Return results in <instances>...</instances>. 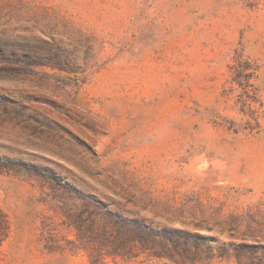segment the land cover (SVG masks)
<instances>
[{
    "label": "rangeland",
    "instance_id": "374dc122",
    "mask_svg": "<svg viewBox=\"0 0 264 264\" xmlns=\"http://www.w3.org/2000/svg\"><path fill=\"white\" fill-rule=\"evenodd\" d=\"M0 209V264H264V0H0Z\"/></svg>",
    "mask_w": 264,
    "mask_h": 264
},
{
    "label": "trees",
    "instance_id": "16d2710c",
    "mask_svg": "<svg viewBox=\"0 0 264 264\" xmlns=\"http://www.w3.org/2000/svg\"><path fill=\"white\" fill-rule=\"evenodd\" d=\"M233 73L234 75L232 80L235 81L241 88L239 98L242 102L243 107L253 112L255 103L258 101L256 88L252 81V78L255 76V67L253 63L249 59L239 58L236 65L233 66ZM44 169L47 171L45 174L48 175V177L53 180L56 179V176L55 174H53L51 169ZM66 185V188L71 186L68 183H66ZM89 198L93 200V197ZM90 202L94 204V201L90 200ZM97 203L101 205L100 207L105 209L104 214L108 219L106 223V226L108 228H111L114 231H132L134 233L133 239H138L142 246L147 245L148 243L154 244L157 239H160V237H162V239L164 240L171 241L176 245H179L180 241L186 242L192 239L195 242H200L201 240L200 236L198 235H189L185 232L172 230L166 227H163L162 230H154L149 226H145L139 220L121 217L118 213L107 209L106 205H104L101 200H97ZM7 230V219L0 209V245L7 236ZM126 240H129V238H127ZM92 264H97L95 262V259L92 260Z\"/></svg>",
    "mask_w": 264,
    "mask_h": 264
}]
</instances>
